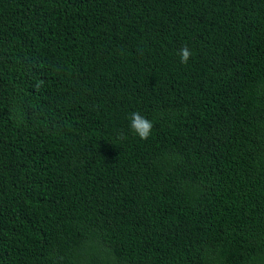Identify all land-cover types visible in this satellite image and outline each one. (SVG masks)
Listing matches in <instances>:
<instances>
[{
    "label": "trees",
    "instance_id": "1",
    "mask_svg": "<svg viewBox=\"0 0 264 264\" xmlns=\"http://www.w3.org/2000/svg\"><path fill=\"white\" fill-rule=\"evenodd\" d=\"M0 264H264V0H0Z\"/></svg>",
    "mask_w": 264,
    "mask_h": 264
}]
</instances>
